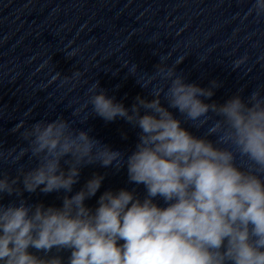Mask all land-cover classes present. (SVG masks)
<instances>
[{
	"label": "clouds",
	"instance_id": "obj_1",
	"mask_svg": "<svg viewBox=\"0 0 264 264\" xmlns=\"http://www.w3.org/2000/svg\"><path fill=\"white\" fill-rule=\"evenodd\" d=\"M252 12L264 16V0H252ZM156 72L165 87L150 101L137 96L131 109L98 82L89 89L87 107L96 116L140 130L126 157L62 117L16 125L27 146L0 147V201L17 198L0 202V264H65V251L67 264H264V90L206 103L219 82L202 88L175 67L158 65ZM25 157L36 166L26 171ZM5 163L16 168L15 178L3 171ZM96 164L126 168L146 196L108 190L89 208L85 202L105 179L99 174L68 195L82 169ZM37 191L65 193L62 206L23 198Z\"/></svg>",
	"mask_w": 264,
	"mask_h": 264
},
{
	"label": "water",
	"instance_id": "obj_2",
	"mask_svg": "<svg viewBox=\"0 0 264 264\" xmlns=\"http://www.w3.org/2000/svg\"><path fill=\"white\" fill-rule=\"evenodd\" d=\"M158 65L175 67L186 83L202 88L219 82L206 103L223 104L237 93L246 98L254 89L264 90V16L252 12V0H0V147L27 146L13 132L21 122L27 127L62 117L130 155L140 130L122 119L106 122L96 116L87 107L89 89L98 82L109 97L131 109L137 96L150 101L152 91L165 87ZM182 126L204 135V129ZM22 164L26 171L36 166L27 157ZM3 171L17 175L7 163ZM95 174L105 179L96 197L85 202L89 208L95 209L108 190L146 196L143 185L129 182L126 168L99 164L84 167L68 195ZM64 195L37 191L23 198L32 205L61 207ZM16 199L5 195L0 202ZM154 202L167 206L160 198ZM61 255L67 264L70 253Z\"/></svg>",
	"mask_w": 264,
	"mask_h": 264
}]
</instances>
